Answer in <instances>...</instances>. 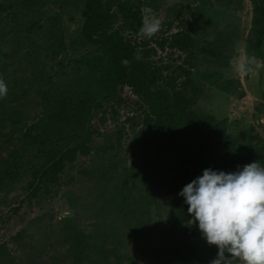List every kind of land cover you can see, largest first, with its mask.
<instances>
[{"label":"trees","instance_id":"1","mask_svg":"<svg viewBox=\"0 0 264 264\" xmlns=\"http://www.w3.org/2000/svg\"><path fill=\"white\" fill-rule=\"evenodd\" d=\"M250 1L252 26L241 55L247 51L264 60V0ZM141 5L156 8V0H0V78L8 87L0 99V190L16 185L23 191L0 223L23 202L73 186L75 175L98 199L86 232L72 217L46 218L43 247L55 243L49 241L56 238L54 228L67 240L61 255L49 254L48 264H209L217 248L187 224L188 205L178 193L204 169L231 173L254 161L264 165V139H251V127L232 132L234 120L195 108L205 82L220 93L243 95L239 80L218 70L239 55L237 37L227 27L214 41L193 37L208 25L195 10L186 28L166 34L170 22H164L147 39L139 34ZM177 8L165 7L166 16L175 19ZM70 14L80 22L68 35L61 19ZM164 48L166 62L156 50ZM138 49L139 61L133 58ZM210 62L211 68H199ZM194 73H200L198 80ZM124 88L134 96L132 103ZM120 109L129 113L119 121ZM95 118L103 129L92 124ZM127 127L126 146L149 138L152 155L137 152L127 159L121 149ZM26 145L32 152L14 159ZM152 211L161 219L158 227L152 228ZM123 228L136 255L123 237L113 238L112 233H127ZM9 238L18 243L20 232ZM5 242L0 256L7 253Z\"/></svg>","mask_w":264,"mask_h":264},{"label":"rangeland","instance_id":"2","mask_svg":"<svg viewBox=\"0 0 264 264\" xmlns=\"http://www.w3.org/2000/svg\"><path fill=\"white\" fill-rule=\"evenodd\" d=\"M174 5H176V9H178L177 5H179L180 10L175 19H172L171 16H166L164 8ZM140 9L142 11V21L145 14L149 12L162 20L161 28L164 27V22L169 21L170 27L166 30V34L172 33L181 28H186L192 20V13L195 10L199 12L202 11L203 17H201V19L208 18L206 29L201 31L200 35L196 33L194 34L190 30L189 33L191 32L193 37L200 38L203 42H210L214 41L216 36H223L222 31L227 27L228 31L231 30L234 32H229L232 34L231 37H237L232 39L236 42L234 43L235 47L240 49L239 55L242 53L241 47L243 39L252 26L250 0H156V8L141 5ZM61 20L63 27H65V32H68V35L72 34V31L80 22V19L76 14H70L69 16L62 15ZM199 25L200 23H196L193 26L198 27ZM150 44L152 45V42ZM156 50L157 55H160L163 61L166 62V53L169 49L164 48L163 50ZM68 52L71 51L68 50L67 53ZM72 53V55L75 53L77 54V51ZM206 63L202 65L200 64L201 66H199V68L202 70L204 67L211 68L213 65V62ZM218 70L222 71L223 77L239 80L240 87L238 90H243V95L237 98L233 94L226 95L220 93L212 85H208L205 82L203 95L198 100L195 108L212 113L216 118L225 116L228 119L234 120V127H230L232 132L239 129L237 131V133H239L244 127H251V139H254L257 136L264 139V104H262L264 97V69L260 70L258 73H251L244 76L239 74L236 64L231 61L229 62V65L226 67L221 66ZM197 71L200 72L199 70ZM199 75L200 73H194L193 78L198 80ZM122 94L126 95L128 101L132 103L134 96L131 95L128 89L124 88ZM255 107H258L259 111L256 110ZM125 111L128 110H119V121L125 116ZM127 113H129V111ZM138 113L140 115V111H138ZM107 123H110V121L107 120L105 124ZM92 124L99 129H103L96 118L92 120ZM125 132L126 134L122 139L123 147L121 149H123L128 160L133 153L144 152V156L147 157H149V154L152 155L154 153L152 141L149 138L146 140L145 138H142L139 143L136 142L137 145L134 148L133 146H126L131 131L127 127L125 128ZM31 147V145H26L25 148L19 149L14 156V159L21 158L23 154L25 155L32 152ZM83 159L84 157H81L79 162L83 161ZM151 170L153 169L149 165L147 172L149 171V173H151ZM69 172L75 173V168H72ZM74 179L76 180L72 183L73 186H63L56 194L49 195V197H42L38 201L32 199L30 204L23 202L20 204L17 212L13 215L11 214V218L8 221L2 220L0 223V237H3L0 239V242L6 241L5 248L7 253L0 256V264H48L49 254L57 252V256L61 255V252L66 246L65 242H67V240L57 228L53 229V232L57 234L54 235L56 238L49 236V241L55 239L54 244L48 247H43L44 243L39 240L45 232H49V228L47 229V226H45L47 217L50 219H59L60 221L62 217L68 219L72 217L73 225L78 227L81 231L86 232V230L90 228L89 222L92 221L91 211L94 209L95 204L98 205V199L94 198L92 188L82 184L84 181L83 179L79 180L76 175L74 176ZM76 184L80 185L76 187ZM10 187L11 188H8L6 191L0 190V216H5L8 212H12L9 207L17 206V200L23 195V191L19 186L12 185ZM64 212H66L65 215ZM159 213L161 216L163 215L161 212ZM148 217L151 221L152 228L154 226L158 227L161 224V219L157 218L158 216L156 212L152 211ZM143 219L146 220V217ZM140 224L142 223L140 222ZM140 224H137L138 228L140 227V229L144 231L145 227ZM130 227L135 228V225H130ZM123 230L127 233L120 234L119 236L112 233L114 236L113 238L121 239L123 237V244L126 243L130 249L129 252L136 255V253H134V247L131 248L133 240L130 237L129 229L123 228ZM16 231L20 232L21 239L18 240V243L10 241L9 238V236H13ZM108 240L111 239L108 238ZM126 249L128 250V248Z\"/></svg>","mask_w":264,"mask_h":264},{"label":"clouds","instance_id":"3","mask_svg":"<svg viewBox=\"0 0 264 264\" xmlns=\"http://www.w3.org/2000/svg\"><path fill=\"white\" fill-rule=\"evenodd\" d=\"M161 27L162 20L149 12L139 34L151 39ZM141 52L138 49L133 58L141 60ZM232 63L244 76L264 69V60L247 51L233 56ZM121 64L128 67L131 61L123 59ZM7 94L0 78V99ZM178 195L188 205L187 224L196 225L207 244L217 248L209 264H264V166L258 161L231 173L204 169Z\"/></svg>","mask_w":264,"mask_h":264},{"label":"water","instance_id":"4","mask_svg":"<svg viewBox=\"0 0 264 264\" xmlns=\"http://www.w3.org/2000/svg\"><path fill=\"white\" fill-rule=\"evenodd\" d=\"M66 212H64V215H65Z\"/></svg>","mask_w":264,"mask_h":264}]
</instances>
